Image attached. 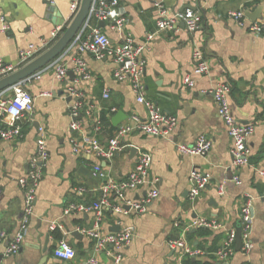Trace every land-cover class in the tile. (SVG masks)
<instances>
[{
  "label": "crops",
  "instance_id": "1",
  "mask_svg": "<svg viewBox=\"0 0 264 264\" xmlns=\"http://www.w3.org/2000/svg\"><path fill=\"white\" fill-rule=\"evenodd\" d=\"M81 1L0 0V18L5 16L10 25L8 32H0V58L16 64L21 50L31 44L42 46L45 40H50L53 30L67 27L75 14V3L81 4ZM157 4H163L171 16L188 8L201 16L200 27L195 32H190L181 21L173 29L159 32L145 54L146 97L176 116L177 126L165 137L129 135L112 160L78 155L71 142L70 100L54 72H46L40 80L30 84L28 88L35 98V108L23 121V136L0 139V232L7 234L2 252L21 229L25 202L20 180L27 175L29 162L36 153L40 128L45 130L49 159L23 244L15 254L0 253L1 264H88V261L91 264L93 259L98 264H114L105 253L96 252L93 241L78 231L91 227L94 215L66 214L65 210L71 203L92 202L101 196L103 181L92 175L96 166L100 165L115 179L124 180L144 151L152 156L150 175L157 179L155 186L159 196L146 213L108 210L103 223L105 233L118 232L127 226L134 229V238L121 250V264H217L214 254L228 231L236 229L241 208L249 198L254 213L253 246L245 252L242 242L238 248L236 241L235 252L227 263L264 264V176L261 174L264 171V37L240 27L227 16L230 10L244 9L259 12L258 20H264V0H121L127 18L123 33L107 24L101 29L112 44L123 41L125 35L143 42L147 33L156 30L160 17ZM98 26L99 22L92 21L89 32ZM196 49L203 51L211 64L208 74H194ZM74 56L73 53L67 59L70 69ZM81 56L92 74L91 80L79 84L92 109L89 129H93L96 119L101 120L98 137L107 144L119 126L130 122L131 116L145 119L147 108L138 102L128 81L115 79L117 64L113 59H97L86 53ZM187 75L194 79L193 87L184 83ZM73 78L70 71L69 79ZM220 81L231 84L230 101L238 121L255 124V132L249 140V164L241 167L234 164L232 139L212 94ZM106 91L108 98L104 97ZM112 108L117 111L112 112ZM119 111L127 117L115 125L112 118ZM103 113L109 118V124L104 123ZM201 135L213 141L206 156L178 151V144H193ZM195 168L206 174L208 185L193 202L189 198V178ZM235 175L240 176L241 183L234 180ZM153 186L147 184L128 191L126 200L145 198ZM112 199L123 203L118 196ZM198 218L215 220L221 227L187 228ZM76 231L77 237L73 235ZM175 238H185L205 254L197 258L183 257L170 246ZM62 239L75 249L71 260L54 256Z\"/></svg>",
  "mask_w": 264,
  "mask_h": 264
},
{
  "label": "built area",
  "instance_id": "2",
  "mask_svg": "<svg viewBox=\"0 0 264 264\" xmlns=\"http://www.w3.org/2000/svg\"><path fill=\"white\" fill-rule=\"evenodd\" d=\"M53 3V0H51ZM160 8V17L156 23V30L149 32L143 42H136L131 36H124L123 41L112 44L110 37L101 29L93 28L89 32V26L92 21L105 22L111 29L123 33L126 27L127 18L121 0H93L88 20L84 29L72 40L67 48L53 61L39 69L32 75L24 78L12 87L0 92V139L12 140L23 136V121L34 112L35 98L28 86L33 82L40 80L46 72H54L57 80L65 90V95L70 97L69 112L71 116L70 130L72 132V148L78 155L88 157H97L101 160H112L114 156L123 148V142L126 137L134 133H140L151 137L168 136L178 124L177 117L165 112L157 103L147 99L145 73L146 56L148 50L156 35L164 30L173 29L181 21L186 24L190 32H195L201 23V16L191 8L183 12L168 14L163 4H157ZM80 4L75 3V13ZM228 18L236 22L240 27L247 29L257 35L264 37V20L250 21L244 9H233L227 14ZM10 25L5 16L0 18V32H8ZM61 28H56L51 33L50 40H45L42 46L34 44L23 49L19 53V61L16 64L8 63L0 58V79L12 74L18 69L32 62L44 51L50 48L61 36ZM73 57V68L67 65V59L71 54ZM91 54L97 59L110 57L117 64L114 77L118 81H128L139 103L147 108V117L141 119L133 115L129 123L118 127L115 135L111 137L107 144H103L98 133L101 131V120L96 119L93 129H89V116L92 115L91 107L87 103L82 90L79 87L80 82L92 79L89 65L82 54ZM195 60V75L208 74L211 70V64L203 51L196 49L193 52ZM70 71L73 72V80L69 79ZM184 83L193 87L194 79L187 75ZM232 87L228 81H220L212 90L215 102L218 105V113L224 123V126L232 139L231 153L234 158V164L241 167L249 164L251 148L249 140L255 132V124H242L235 116L231 105ZM51 95L52 93H47ZM109 97V92L104 94ZM116 112V108L111 109ZM213 146V141L206 135L199 136L193 144H178L177 148L181 154L206 156ZM49 159V149L45 130L39 129L37 137V150L29 162L27 175L20 182L24 191V217L20 232L10 240V244L2 252V242L7 237L6 232H0V253L4 256L17 253L24 241L28 229L30 218L33 214L38 187L44 177L46 163ZM152 165V156L148 152H141L138 155L137 162L133 170L126 179L118 180L110 176L100 165L92 171V175L103 181L101 186V196L92 202L82 201L74 202L67 206L66 214L91 213L94 215L93 225L88 228H82L78 231L89 237L93 243L95 251L105 253L110 257L114 264H121L123 255L122 248L128 245L134 238V229L131 226L124 227L118 232H104L103 223L105 214L108 210L118 213L129 214L131 212L143 214L149 209L152 202L159 196V190L155 186L156 178H151L150 168ZM264 176V171L261 172ZM234 180L241 183L239 175H235ZM189 198L195 202L204 192L208 185V177L200 169L195 168L190 174ZM153 184V188L147 196L141 200H126L128 191L136 190L144 185ZM112 196H118L123 203L113 201ZM254 223V213L252 199L249 198L241 208L240 224L242 248L249 252L253 246L251 234ZM200 226L208 228H219L221 225L215 220L205 218L196 219L189 227ZM54 228V225H53ZM237 229H230L223 240L221 247L215 252V260L218 262H228L236 249ZM170 246L174 250H179L183 257L197 258L203 256L205 251L191 246L185 238H175L170 241ZM75 255V249L66 240H60L54 250V256L61 260H71ZM91 264H98L95 259L90 260ZM1 264V263H0ZM89 264V261H88Z\"/></svg>",
  "mask_w": 264,
  "mask_h": 264
},
{
  "label": "water",
  "instance_id": "3",
  "mask_svg": "<svg viewBox=\"0 0 264 264\" xmlns=\"http://www.w3.org/2000/svg\"><path fill=\"white\" fill-rule=\"evenodd\" d=\"M93 0H82L79 9L74 14L73 18L70 20L69 24L66 27V30L61 34L59 39L46 51H44L41 55H39L36 59H34L29 64L24 67L18 69L12 74L0 79V92L12 87L14 84L23 80L24 78L32 75L39 69L43 68L45 65L53 61L57 58L72 42V40L80 33L88 20L89 12L92 6ZM246 15L251 18L253 21H256L261 18V14L259 12H246ZM185 27L186 24L182 22ZM106 23L103 21L99 22V28L105 27ZM70 100V97H68ZM127 115L123 111L117 112V114L112 118V121L115 125L120 123L123 119H125ZM91 173V172H90ZM237 229V247L241 246L242 238H241V224L240 222L236 226ZM74 236H78L79 233L76 231L73 233ZM217 264H229L227 262H218Z\"/></svg>",
  "mask_w": 264,
  "mask_h": 264
},
{
  "label": "trees",
  "instance_id": "4",
  "mask_svg": "<svg viewBox=\"0 0 264 264\" xmlns=\"http://www.w3.org/2000/svg\"><path fill=\"white\" fill-rule=\"evenodd\" d=\"M65 30H66V27H64V28L62 29L63 32H64ZM63 32H62V33H63ZM103 121H104L105 124H109V123H110L109 118L107 117L106 113H103ZM197 263H198V262H197Z\"/></svg>",
  "mask_w": 264,
  "mask_h": 264
}]
</instances>
